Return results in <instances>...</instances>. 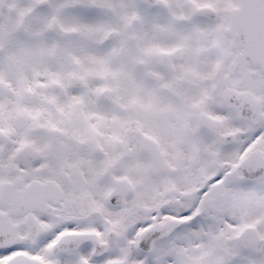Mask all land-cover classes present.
I'll return each mask as SVG.
<instances>
[{
    "label": "snow or ice",
    "instance_id": "snow-or-ice-1",
    "mask_svg": "<svg viewBox=\"0 0 264 264\" xmlns=\"http://www.w3.org/2000/svg\"><path fill=\"white\" fill-rule=\"evenodd\" d=\"M0 264H264V0H0Z\"/></svg>",
    "mask_w": 264,
    "mask_h": 264
}]
</instances>
